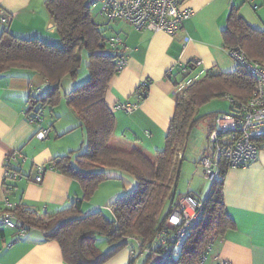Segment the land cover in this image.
Masks as SVG:
<instances>
[{
  "label": "crops",
  "instance_id": "crops-1",
  "mask_svg": "<svg viewBox=\"0 0 264 264\" xmlns=\"http://www.w3.org/2000/svg\"><path fill=\"white\" fill-rule=\"evenodd\" d=\"M44 1L0 0V6L12 15L10 24L0 23V34L8 29L21 38H37L60 44V35ZM181 2L193 14L174 35L165 31L138 30L126 21L110 22L96 11V16L92 12L105 35L119 36L128 47L125 50L127 63L110 80L105 96L116 116V126L110 140V145L115 148L128 151L138 149L152 159L156 151L165 148L176 96L186 89L181 87L180 81L188 72L192 74L197 70L193 65L195 58H200L209 71L231 72L238 67L223 39V30L233 5L239 8L251 27L264 30V0ZM186 36L190 37L188 41ZM84 77L73 82L67 78L62 88L66 92L70 86L73 88L86 80L87 68ZM47 83L38 73L28 69L14 68L0 74V210L6 203H13L15 208L24 205L33 211L46 209L53 214L83 194L76 180L60 173L50 164L53 158L78 149L85 141V133L75 111L67 107L57 114L45 108L46 115L41 125L33 123L26 113L27 101L35 93L33 87L41 86L47 90ZM119 103L134 104L135 107L129 111L117 109ZM207 105L199 109L198 116H202L199 123L207 119ZM209 121L201 123L204 130L197 134L198 147L191 151L197 165L206 149L207 134L214 126V120ZM42 126L52 127L50 136L43 140L36 136ZM186 150L185 147L184 158ZM40 166L44 169L43 179L35 182ZM10 169L20 172V177L14 180L6 178V171ZM119 171L108 170L110 179L100 185L89 201L83 203V213L107 206L112 215L109 204L123 192L134 189L127 188L137 183L133 179H120ZM209 182L205 178L204 184L193 185L188 191L206 195ZM119 184H123L125 191L114 195ZM224 200L236 227L213 240L206 264H220L222 260L227 264H264V149L260 150L256 162L228 170L224 180ZM129 255L130 247L124 248L105 264H127ZM0 264L66 263L56 241H47L38 228H30L21 234L19 224H16L0 226Z\"/></svg>",
  "mask_w": 264,
  "mask_h": 264
},
{
  "label": "trees",
  "instance_id": "trees-1",
  "mask_svg": "<svg viewBox=\"0 0 264 264\" xmlns=\"http://www.w3.org/2000/svg\"><path fill=\"white\" fill-rule=\"evenodd\" d=\"M92 1H44L60 35V44L21 38L8 29L0 34V74L14 68L28 69L48 81L47 90L41 86L33 87L35 93L30 95L26 108L29 118L41 110L45 116V108L53 111L64 101L77 114L85 133L81 147L50 162L53 168L80 184L82 196L53 214L46 209L33 211L24 205L17 206L14 212L19 229H40L47 241H56L60 245L66 264H105L126 247L134 249L127 264H149L153 253L163 249L157 234L165 229L169 233L174 231L170 229L169 216L177 209L182 195L192 194L203 202L202 214L183 242L174 244L170 255L159 264H198L207 246L211 244L212 249L213 240L234 229L236 223L228 214L224 200V180L230 169L227 159H219L221 175L215 180L209 179L206 195L192 191L177 193L187 139L202 117L198 116L202 105L228 97L231 105L227 112H232L237 102H246L252 96L256 81L246 68L238 65L231 72L210 70L177 94L165 148L156 151L154 159L138 149L115 148L110 145V140L116 116L105 96L110 80L120 71L117 61L121 47L111 44L112 36L105 35L94 19L93 10L102 15L91 7ZM0 23L8 25L11 21ZM223 39L228 51L241 47L264 66V30L251 27L234 5L223 30ZM83 50L87 52L88 77L62 93L64 77L77 79ZM31 120L37 125L44 121ZM258 144L260 150L264 149V135ZM109 169L131 173L137 179V185L109 204L111 217L102 209L83 213V203L110 179ZM98 236L106 238L109 245L106 250L98 246Z\"/></svg>",
  "mask_w": 264,
  "mask_h": 264
},
{
  "label": "built area",
  "instance_id": "built-area-1",
  "mask_svg": "<svg viewBox=\"0 0 264 264\" xmlns=\"http://www.w3.org/2000/svg\"><path fill=\"white\" fill-rule=\"evenodd\" d=\"M91 7L99 11L106 20L115 21L121 19L128 22L138 30L150 29L165 31L169 34H177L183 27L185 20L191 17L193 11L182 5L181 0H93ZM12 15L0 6V21L8 23ZM187 41L189 36L185 38ZM113 46H120V56L117 61L121 70L127 63L125 50L128 48L119 36L111 37ZM230 56L240 67L246 68L254 77L256 84L252 96L246 102H237L232 112H219L214 119V126L207 134V147L199 160L200 165L208 179L215 180L221 175L219 159L225 158L230 163L229 168L246 167L258 158L260 147L258 140L264 135V66L254 58L249 57L241 47L228 51ZM193 65L197 70L183 79L180 85L189 88L202 78L207 70L200 58H195ZM188 69V68H187ZM191 70V68H189ZM188 69V71H189ZM181 86V87H182ZM135 106L129 103H119L117 109L131 110ZM34 121L42 122L44 112H35ZM44 122V121H43ZM52 131L51 126H42L36 133L37 138L46 139ZM182 156V153H180ZM43 167L38 168L35 182L43 179ZM20 172L14 170L6 171V178L17 179ZM15 205L6 203L0 210V226H16ZM203 202L192 194H184L178 202L177 209L170 214V229L162 230L157 234V239L163 245V249L153 253V259L158 263L166 259L173 245H180L190 228L197 223L202 214ZM15 221V222H14ZM25 230L20 229L24 234ZM140 246V244H138ZM141 247V246H140ZM211 244L202 253L198 264H206L207 253ZM134 251L130 248V252ZM220 264H227L222 260Z\"/></svg>",
  "mask_w": 264,
  "mask_h": 264
},
{
  "label": "rangeland",
  "instance_id": "rangeland-1",
  "mask_svg": "<svg viewBox=\"0 0 264 264\" xmlns=\"http://www.w3.org/2000/svg\"><path fill=\"white\" fill-rule=\"evenodd\" d=\"M92 12L96 16L95 11L93 10ZM96 19L98 20L99 18L96 17ZM86 59H87V52L85 50H83V52H82V65H81L79 74L77 76V79L78 78L79 79H84L85 78L84 77V70H86V68H87L86 67V63H87V60ZM67 78L71 82L75 81V80H73V78L71 76H66V77L63 78L64 79L63 82H62L63 85H64L65 80ZM71 89H72V86H70L69 89L66 92L70 91ZM61 92L62 93L65 92L64 88L61 89ZM227 98L228 97L218 98V99L213 100L210 103H207V104H209V105H207V108H206L207 109L206 110L207 113L209 112L208 115L205 117L207 119H205V121L204 120L201 121L200 123L197 121L195 125L199 124L200 126H196L195 127V125H194L195 128L193 127L190 130L191 132H190V134L188 136L187 143H186V149H187L186 150V157L183 159V161L181 163L180 177H179V180H178V183H177V193H182V194L187 193L188 189L191 186H193V185H202V184L205 183V178L207 179V177L203 173L204 171H203L202 166L201 165H197L196 160L193 159V157L191 155V151L195 150V148L198 147L197 134L201 130H204L201 123H203V122L204 123H209L210 122L209 121L210 119L214 120L216 114L218 112H220V111H229V109H230L229 105H231V103L229 101V98L228 99ZM67 107H69V106L64 101H62L60 103V105L54 107V109H53L52 112H56L58 114L59 113L58 111H61L62 109H65ZM69 108H71V107H69ZM206 146H207V140H206ZM173 164L175 165V163H173ZM197 167L199 168L198 170H197ZM119 172H121L120 179H124V180H127V181L130 180V179L137 180L131 173L122 172V171H119ZM108 175H110V173ZM136 185H137V183L135 184V186ZM122 186H123V184H119L118 185L117 189L114 192V195L117 194L119 191L120 192L125 191V189L123 190V187ZM135 186H131V188H127V189H132V187L135 188ZM96 196H98V195H96ZM107 198H108V196H107ZM106 207L107 206H104L102 208V210L105 212L106 215H108V216L111 217L112 216L111 215V212L109 210H107ZM97 238H98V246L102 250H106L109 247L106 238L103 237V236H98ZM158 262H159L158 259H156V260L153 259L149 264H159Z\"/></svg>",
  "mask_w": 264,
  "mask_h": 264
}]
</instances>
